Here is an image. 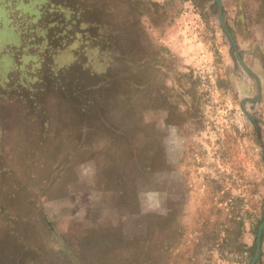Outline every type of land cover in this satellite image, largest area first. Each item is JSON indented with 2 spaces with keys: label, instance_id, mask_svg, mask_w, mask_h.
<instances>
[{
  "label": "rangeland",
  "instance_id": "rangeland-1",
  "mask_svg": "<svg viewBox=\"0 0 264 264\" xmlns=\"http://www.w3.org/2000/svg\"><path fill=\"white\" fill-rule=\"evenodd\" d=\"M263 221L264 0H0V264H251Z\"/></svg>",
  "mask_w": 264,
  "mask_h": 264
},
{
  "label": "water",
  "instance_id": "water-1",
  "mask_svg": "<svg viewBox=\"0 0 264 264\" xmlns=\"http://www.w3.org/2000/svg\"><path fill=\"white\" fill-rule=\"evenodd\" d=\"M217 2L220 5V0H217ZM228 36H229V39L233 42V39H232V37H231V35H230L229 32H228ZM263 226H264V221L261 223V225L259 227V230H258V236H257V239H256V254L253 257L251 264H253L255 262V260L257 259L258 253H259V247H260V231L263 228Z\"/></svg>",
  "mask_w": 264,
  "mask_h": 264
},
{
  "label": "bare ground",
  "instance_id": "bare-ground-1",
  "mask_svg": "<svg viewBox=\"0 0 264 264\" xmlns=\"http://www.w3.org/2000/svg\"><path fill=\"white\" fill-rule=\"evenodd\" d=\"M1 40H2V38H1Z\"/></svg>",
  "mask_w": 264,
  "mask_h": 264
}]
</instances>
